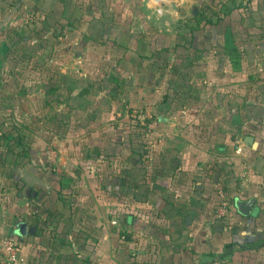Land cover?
Returning a JSON list of instances; mask_svg holds the SVG:
<instances>
[{"label":"crops","instance_id":"0c3cea01","mask_svg":"<svg viewBox=\"0 0 264 264\" xmlns=\"http://www.w3.org/2000/svg\"><path fill=\"white\" fill-rule=\"evenodd\" d=\"M210 4L0 0V264H264V0Z\"/></svg>","mask_w":264,"mask_h":264},{"label":"trees","instance_id":"16d2710c","mask_svg":"<svg viewBox=\"0 0 264 264\" xmlns=\"http://www.w3.org/2000/svg\"><path fill=\"white\" fill-rule=\"evenodd\" d=\"M211 4L210 6H203L202 7V13L204 24L212 23L219 21L222 17L228 16L233 12L234 10H246L248 6L251 5V2L256 0H246L244 3L239 2L238 4L236 0H227L232 1L229 6H226L225 3H221L219 0H210ZM143 112H136V113H130L129 118L134 120L137 127L140 129H144L147 131L152 124L154 118L151 116L150 119H145V121L142 123L140 120H138V116L141 115ZM116 126V125H113Z\"/></svg>","mask_w":264,"mask_h":264},{"label":"built area","instance_id":"2783aa9c","mask_svg":"<svg viewBox=\"0 0 264 264\" xmlns=\"http://www.w3.org/2000/svg\"><path fill=\"white\" fill-rule=\"evenodd\" d=\"M150 118H151V114L149 111H145L144 113L138 116V120H140L142 123L145 121V119H150ZM226 205H227L226 202L222 200V204L219 210L220 215L226 212ZM1 246L3 251V259L1 261V264H21L19 258V249L11 239L9 238L3 239Z\"/></svg>","mask_w":264,"mask_h":264},{"label":"water","instance_id":"95a60500","mask_svg":"<svg viewBox=\"0 0 264 264\" xmlns=\"http://www.w3.org/2000/svg\"><path fill=\"white\" fill-rule=\"evenodd\" d=\"M254 201H246V202H241V201H236L235 206L238 209L239 213L243 216H249L250 211L252 207L254 206Z\"/></svg>","mask_w":264,"mask_h":264},{"label":"rangeland","instance_id":"374dc122","mask_svg":"<svg viewBox=\"0 0 264 264\" xmlns=\"http://www.w3.org/2000/svg\"><path fill=\"white\" fill-rule=\"evenodd\" d=\"M195 3H197V1H196ZM193 6H194V5H193Z\"/></svg>","mask_w":264,"mask_h":264}]
</instances>
